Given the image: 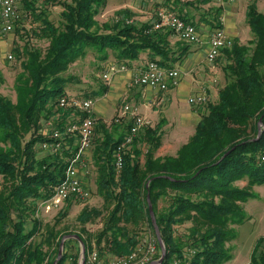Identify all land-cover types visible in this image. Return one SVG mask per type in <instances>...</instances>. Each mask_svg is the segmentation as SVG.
I'll use <instances>...</instances> for the list:
<instances>
[{"label": "trees", "instance_id": "1", "mask_svg": "<svg viewBox=\"0 0 264 264\" xmlns=\"http://www.w3.org/2000/svg\"><path fill=\"white\" fill-rule=\"evenodd\" d=\"M107 1L50 0L51 5L62 7L57 22L45 11L34 14L35 1H24V9L34 14L37 26L27 31L22 19L16 30L21 38L34 35L45 40L47 47L38 48L27 41L23 48H14L21 62L16 101L0 93V176L4 180L0 192V264H54L61 240L68 235L81 244L85 259L94 249L100 255H128L146 240L140 233L145 226L157 239L158 260L162 250L150 205L166 250L161 264L176 260L181 264H226L233 259L228 244L236 238L234 227L247 219L244 205L256 198L252 189L264 185V13L255 4L249 7L246 22L253 39L247 44L234 40L231 48L222 51L227 60L224 86L215 102L205 104L195 133L176 155L158 156L163 142L161 126H149L126 149L118 172L114 153L128 132L118 138L119 122L113 123V132L100 124L103 138L96 139L93 157L104 209L85 208L81 212L78 221L84 234H59L49 227L38 242L34 240L36 223L28 230L30 220L39 222L40 202L53 195L73 156L67 149L73 138L66 140L57 154L39 158L35 150L37 144L51 141L54 128L63 132L71 121L72 110L59 106L60 99L71 96L67 89L72 79L64 75L69 67L90 50L105 53L103 59L111 50L120 62H132L146 54L149 61L174 68L190 49L191 44L181 40L173 46L172 31L146 33L151 26L148 23L102 32L96 18ZM163 1L164 8L192 23L188 14L177 11V0ZM108 89L102 86L84 98L102 97ZM51 119H56V126L45 136L42 124ZM242 181L247 182L245 187L237 184ZM75 200L67 201L63 217L69 215ZM162 201L167 205L160 208ZM98 218L103 219V230L96 236L89 234L85 227ZM68 258L78 263L80 254L69 252L66 242L58 264H65ZM249 264H264V238L258 241Z\"/></svg>", "mask_w": 264, "mask_h": 264}, {"label": "rangeland", "instance_id": "2", "mask_svg": "<svg viewBox=\"0 0 264 264\" xmlns=\"http://www.w3.org/2000/svg\"><path fill=\"white\" fill-rule=\"evenodd\" d=\"M216 1L177 0V11L179 12L182 10L183 13L188 14V16L195 13L196 16H206L209 19L210 17L212 19V15L214 16L215 13L217 14V10L219 9V7L215 3ZM164 5L165 4L163 0H108L107 5L103 9H101L96 20L100 28L103 29L102 32H107L106 29H111L112 27L116 26L130 27L141 26L147 23L151 24L156 17L157 11L161 8H164ZM34 9V14L39 15L41 11H45L47 12L46 15L51 20L56 22L57 20H59L60 13L62 11V7L58 5H51L50 0H46L44 3L35 2ZM33 13H31L30 16L23 18V23L26 27L25 30L27 31H31L35 26H37V24H34L33 22ZM220 15L218 17H220ZM218 19L219 18H217L216 20L215 18V21H218ZM244 26L246 27L245 30L247 31V35L249 36L250 34L251 37H253L252 30L247 25V23L244 24ZM16 28L14 32L0 37V93L14 102L16 101V78L21 72V62L16 58L13 49L17 47L23 48L27 41L32 46H36L38 48L45 49L47 47V42L45 40H39L34 35L29 38H21ZM172 39L175 41V43L180 40L175 34H172ZM6 43L8 46H6ZM10 55L12 56V59H9ZM102 56H105V53L100 54L94 52L93 50H90L88 51L86 56L80 58L77 62L69 67V70L64 75L72 79V82L68 84L67 89L72 97L83 99L86 93L98 91L102 86L107 85L103 79V74L109 65L120 64L125 65L127 68V64H129L127 62H120L116 58L115 52L111 50L106 51V59H103ZM145 57L148 60V56L145 55ZM220 58L225 60L224 53ZM140 59L141 58L134 61H139ZM158 59H160V57H158ZM209 63L211 62L209 61ZM222 85L223 84H221L220 87H222ZM181 95L182 93H178L174 97L173 105L171 107L172 111L169 112L170 116L174 115L175 112L179 117L182 116V114L185 112H192L191 105L185 102L183 103L182 99H179ZM93 99L96 100L97 98ZM215 101L216 100L213 99V102ZM127 105L130 106L131 109H137L139 114L142 112L141 108L137 106L135 102H130V99H127L119 103L118 107L119 110L121 107V111L116 115V106L114 105L110 97L101 98V101L96 105L95 110L97 114L101 118H103L104 121L107 122V124L111 127V124L113 122H117V119H121L120 113H122L123 108ZM147 107L149 108V115L145 114V117L148 119V116L150 117V114H153V108L148 104ZM197 111L202 114L205 111V104L197 106ZM159 113H157L156 115L159 116ZM62 114L64 113H61V115ZM55 120L56 119H51L48 122H43L41 131L45 136H50L52 128L56 126L54 124L55 122H53ZM125 120L126 119L122 118L120 121L121 124H124ZM56 123L58 122L56 121ZM159 125L161 126V135L163 138V142L158 151V156L176 155L180 147L183 144L187 143L195 133V129L190 128V132L192 131L191 134L185 135L182 133L179 134L180 136L178 137H170L171 132L169 131L170 129L168 128V125H165V123L161 122V120L157 121V123H152L153 128ZM111 129H113V127H111ZM101 134V131H98V133L96 132L95 139L101 137ZM94 142H96V140H94ZM94 145L95 143L93 144V146ZM142 147L144 151H146V146L144 145ZM35 150L39 158H43L48 155V153L41 148V144H37ZM3 184V177L0 176V192L2 190ZM237 184L241 187H245L247 185V182L242 181L238 182ZM252 191L254 192V194H256V198L249 200L244 205L247 219L243 224L234 227L236 238L228 244V246H230L232 249L233 259L226 264H249L252 255L256 251L258 241L261 238H264V185L255 186ZM73 203L74 205L69 210V215L65 217H63V214L68 211L67 202H65L59 209H54L50 212H45L44 210H42L39 216L36 217V220H38L39 222L34 221L35 218L34 220H30L29 224L27 225L28 230L33 229L35 227V223L37 225V236L34 240L42 242L43 238L47 234L49 227L55 228V230H57L59 234L68 235L78 232L83 233V227L78 221V216L81 214V212L85 208H95L99 210L104 209V200L98 194V187L91 188V195L87 200H75L73 201ZM166 205L167 204L164 201L160 202V208ZM107 215L108 213H106V216ZM85 228L89 234H94L96 236L103 230V219L98 218L94 220L92 224H88ZM185 229L186 227L181 228V230L183 231H185ZM140 233L144 239H149L150 237L154 236L151 229L147 226L143 227V229L140 230ZM75 240H77L75 236L68 235L61 240V243L64 241L65 247V243L67 242V250L73 254H80L81 256L82 254H84L83 247ZM93 242L95 243V239H93ZM158 251L159 245L157 247V252ZM102 256L108 258L117 257L112 256L110 253H105Z\"/></svg>", "mask_w": 264, "mask_h": 264}, {"label": "built area", "instance_id": "3", "mask_svg": "<svg viewBox=\"0 0 264 264\" xmlns=\"http://www.w3.org/2000/svg\"><path fill=\"white\" fill-rule=\"evenodd\" d=\"M25 0H0V36L8 35L15 31L17 23L24 17L31 15V11L24 9ZM36 3H44L46 0H32ZM222 1V0H219ZM232 1V0H230ZM225 18L221 15L217 21L216 28L211 33L209 41L208 60L213 63L222 54V51L231 48L234 40L224 29ZM154 31H172L181 41L188 44L200 43L198 28L184 21L177 13L168 8L157 11L151 26L146 33ZM12 59V56H9ZM127 68L125 65L111 64L103 74V79L110 84L114 76ZM180 72L176 68H164L156 61H149L132 80L133 86L149 87L162 92H168L171 87L179 83ZM191 105H202L208 102L205 94L192 96L188 100ZM96 100L93 98L63 97L59 106L62 109H71V121L65 126L64 131L54 128L50 136L51 141L41 144V148L50 154H57L66 146V140L73 138L78 142V147L71 157L70 164L66 170L64 179L55 187L53 195L40 202L37 217L42 210L50 212L59 209L71 198L87 200L90 191L83 185L80 171L88 167L86 154L91 150L96 137L97 118L95 114ZM129 116V117H128ZM126 117L131 122V127L123 143L119 145L114 153L115 168L119 172L123 167L124 154L131 146L140 132L151 125V123L137 109L125 106L121 113V119ZM121 119H117L120 122ZM264 161V157L262 158ZM34 237L31 239L33 240ZM158 242L153 236L143 241L135 251L128 255L117 257H103L97 250L88 254L87 259L83 254L78 263L73 258H68L65 264H156ZM174 264H181L176 260Z\"/></svg>", "mask_w": 264, "mask_h": 264}, {"label": "crops", "instance_id": "4", "mask_svg": "<svg viewBox=\"0 0 264 264\" xmlns=\"http://www.w3.org/2000/svg\"><path fill=\"white\" fill-rule=\"evenodd\" d=\"M217 1L215 3L220 9V13L218 15L215 13V17L212 15V19L211 17L209 19L206 16H196L195 13L190 14L191 16L189 15L191 22L194 23L198 28L200 43L191 44L190 49L186 52L183 60L175 65L174 68L178 69L180 72L179 83L176 86L171 87L168 92H162L149 87L133 86L131 84L132 80L149 62V59L147 60L145 57L146 54H143L139 61L127 62L129 63L127 64V69L116 74L110 84L106 83L109 89L104 96L98 97L96 99V105L101 101V98L110 97L116 106L115 113L117 115V113L119 114L121 111V107L120 110L118 107L119 103L121 101L130 99V102H135L136 105L141 108L142 112L140 115L145 117V114L149 115V108L147 107L148 104L153 108V114H150L148 119L146 117L145 118L151 123V127L152 123H157V121L161 120V122H164L165 125H168V128L170 129L169 131L171 132L170 137H178L180 136L179 134L182 133L185 135L191 134L192 131L190 132V128L196 129L201 120V114L197 111V106L199 105L189 104V98L192 96L205 94L208 98V101L213 102V99H218V92L221 88V84H223V87L225 83L224 67L227 63V60L220 58L223 53L217 58L218 60H216V62L209 63L208 60L210 36L215 25L217 24L215 18L217 20L220 14L223 15L225 18L224 29L227 34L233 40H238L242 44H247L253 39L250 34L249 36L247 35V31L245 30L246 27L244 26V24L247 22V12L249 7L255 4L258 10L264 13V0ZM172 44L173 46L175 45V41L173 39ZM6 46H8L7 43ZM178 93H182L179 99H182L183 103L185 102L191 105L192 112H185L179 117L174 111L175 114L170 116L169 112L172 111L171 107L173 105V99ZM157 113H159V116L156 115ZM95 114L97 118V133L99 131L100 124H105L110 131H114L113 123L115 122L111 124V127H113V129H111L107 122H105L104 119L97 114L96 110ZM124 122V124H121V122L116 124L119 126L116 134V137L118 138L125 137L128 132V126L131 124L127 118ZM100 136L103 138V133ZM77 147L78 142L76 139H71L68 141L67 149L70 148L73 154ZM92 147L93 148H91V150L86 154L88 167L86 170L82 169L80 171L83 185L90 191V193L92 187H97L98 177L93 157L95 145ZM94 244L95 243L93 242V245Z\"/></svg>", "mask_w": 264, "mask_h": 264}, {"label": "water", "instance_id": "5", "mask_svg": "<svg viewBox=\"0 0 264 264\" xmlns=\"http://www.w3.org/2000/svg\"><path fill=\"white\" fill-rule=\"evenodd\" d=\"M261 131L262 130L260 129V133H261ZM150 214H151V217H152V221L154 223V226H155V230H156V234H157L158 241H159L160 246L162 248V257L159 259V261L156 262V264H161L163 262L164 257H165L166 250H165L164 244L162 242L159 229H158L157 224H156V218H155V215H154V212H153L152 205H150ZM63 249H64V241L61 243V246H60L59 258H58V260L54 264H58L59 260L61 259L62 255H63ZM83 264H85V263L83 262Z\"/></svg>", "mask_w": 264, "mask_h": 264}, {"label": "bare ground", "instance_id": "6", "mask_svg": "<svg viewBox=\"0 0 264 264\" xmlns=\"http://www.w3.org/2000/svg\"><path fill=\"white\" fill-rule=\"evenodd\" d=\"M83 256H84V254H83Z\"/></svg>", "mask_w": 264, "mask_h": 264}]
</instances>
